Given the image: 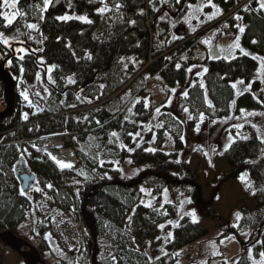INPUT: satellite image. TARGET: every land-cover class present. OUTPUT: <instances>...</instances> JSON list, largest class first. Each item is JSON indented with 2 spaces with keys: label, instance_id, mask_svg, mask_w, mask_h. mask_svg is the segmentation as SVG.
<instances>
[{
  "label": "trees",
  "instance_id": "16d2710c",
  "mask_svg": "<svg viewBox=\"0 0 264 264\" xmlns=\"http://www.w3.org/2000/svg\"><path fill=\"white\" fill-rule=\"evenodd\" d=\"M193 2L180 0L173 18L178 19L187 5ZM212 3L222 10L227 21L232 22L233 14L242 17L240 23L245 32L240 33V45L250 55L245 56L238 51L227 58L205 57L202 67L207 71L202 83L198 80L189 85L188 96L183 101L205 117L216 119L228 114L233 100L237 110L259 111L262 106L251 91L235 95L231 85L243 80L244 84L251 81L253 90L259 87V82L254 80L259 60L252 59V56L264 57V10H253L258 8L256 0L250 3L212 0ZM105 4L109 10L100 13L98 9L105 7ZM43 6V0H18L17 10L24 15L16 17L11 25H7L0 15V32L5 37L21 39L19 41L38 55V61L51 69L50 94L44 101L42 111L29 119L37 121L27 124L21 120L17 100L16 113L0 122V230L11 228L14 231L26 218L31 201L22 191L16 171L29 169L35 174L39 186V190L34 191L36 196L47 195L52 207L66 214L76 207L90 237L87 243L90 264H99L94 256V244L98 237L109 242L113 248L111 255L100 264H148L142 248L155 241L161 225L177 217V199L180 195L190 198L189 204L200 217L221 218L210 209L208 203L202 205L199 201L201 189L196 172L184 168L180 174L181 166L177 161L182 148L181 132L169 129L166 126L168 120L162 115L158 116L161 124L154 128L157 136L149 147L155 151L149 152L148 148L135 145L132 134L138 127L131 120L150 119L154 108L151 104L147 108L141 101L136 105V115L130 120L126 119L132 99L129 92L136 86L144 70L150 76L160 75L165 85L172 88L189 84L192 77L189 80L188 68L194 61L189 60L187 64L177 67L174 57L194 43L195 39L181 41L172 49V58L160 55L163 48L156 45L158 41L152 42L151 36L161 27L164 29L162 34H167V20L162 21L161 17L167 18L169 13L162 15L164 7L157 6V1L51 0L47 10L41 12ZM246 6L249 7L248 11H244ZM61 16L72 19H57ZM80 16L92 22L76 19ZM28 23L37 24L38 30L28 29ZM253 40L257 43H252ZM7 50L8 47L0 42V57H4ZM25 52L23 59L17 52L18 55L10 60L7 68L30 86L39 67L35 55ZM124 56L138 61L142 66L141 71H133L132 63L125 68L122 61ZM69 78L74 82L69 83ZM90 80L92 82L80 90L81 85ZM135 90V94L142 95L141 87ZM2 92L0 83V105H3ZM206 101H210L212 107ZM114 106L117 108L114 109ZM98 128L104 136L116 132L125 147L114 144L113 151L106 156L102 151L85 152L83 148L80 149L78 141L96 133L94 130ZM246 129L247 136H234L228 150H222V156L233 175L246 173L252 182L255 207H244L238 226L226 221L214 238L221 241V238L234 234L242 253L251 250L257 256L264 251V144L254 128L247 126ZM55 132H65L67 146L76 150L78 165L70 171L60 170L45 155L33 151L27 155L21 149L23 138ZM169 140L172 145L175 144L172 150L167 147ZM125 162L142 167V170L133 177H124L119 165ZM80 179L82 183L78 181ZM143 187L151 189L156 196L150 205L140 201ZM164 189H168L172 201H161ZM179 221L168 243L170 251L207 235L206 229L186 214ZM43 230L40 229L41 235ZM247 231L255 235L250 245L239 238L240 232ZM80 244L83 246L82 242ZM44 246L42 240L38 248L43 258ZM85 253L80 246L67 250L66 258L59 259L61 264H86Z\"/></svg>",
  "mask_w": 264,
  "mask_h": 264
},
{
  "label": "rangeland",
  "instance_id": "374dc122",
  "mask_svg": "<svg viewBox=\"0 0 264 264\" xmlns=\"http://www.w3.org/2000/svg\"><path fill=\"white\" fill-rule=\"evenodd\" d=\"M154 1H157V6L164 7L162 15L167 12L169 15L167 18L164 16L161 17L162 21L167 20V34H162L164 29L161 27L152 34L151 41L154 43L158 41L156 45L163 48V52L160 55L172 58V52L174 51L172 49H175L181 41L185 42L192 38L195 39L194 43L192 42L188 48L186 47L181 50L174 57L176 66L187 64L189 60L194 61L193 64L189 65L190 68L187 67L188 71L191 69L189 71V80L191 77L192 79L187 85H177L172 88L165 85L160 75L150 76L144 70L136 86L131 88L129 92V96L132 99L127 108L126 119L130 120L136 115V108L138 107L136 105L141 101H143L142 103L144 105H147V108H149L148 104H151L154 108L152 109L150 119L142 121L133 118L131 120L138 127L137 131L132 134L135 145L144 146L145 148H149L155 135L157 136L154 128L161 124V121L160 123L158 121V116L160 115L168 120L166 126L169 129H175V131L181 132L180 142L182 143V148L178 153V160L181 166L180 174H182L184 168L196 172L198 175L197 183L201 189L199 201L202 205L208 203L210 209L218 213L221 218L220 220H215L200 217L189 204L191 201L190 198L184 194L180 195L177 199V217L171 219L167 224H163L164 227L160 229L155 241L149 242L142 250L147 255L148 264H202V262H206V264H236L242 253L236 235H228L221 238V241H216L214 237L218 234L221 225L226 221H229L230 225H237L238 220L236 219L235 213L241 214L244 207L249 209L255 207V199L253 197L254 186L246 173H241L238 176L232 174L231 168L222 156V150L229 144V137H246L247 126L254 128L261 139L264 138V102H259L262 106V109L259 111L237 110L232 105L228 114L221 118H209L203 114L204 119L201 120L200 114L202 112H196L185 100L183 101L185 99L183 93L187 92L188 86L193 85L196 81L199 80L202 83L205 74L202 61L205 57H228L233 56L239 51L238 49H232V54L229 55L227 51L222 52L221 49L227 50L228 45L235 42V37L240 36L237 26L239 25L241 27V23L240 20L235 19L236 14H233L232 22L225 20L224 14L208 6V0H194L191 4L194 6H202V11H196L195 7L190 9L187 5V9L178 19L173 17L179 8L177 5L180 2L177 3V0H150L151 3ZM250 1L239 0V3H250ZM1 9L2 12L8 11L9 13L17 11V9H4L2 7V0ZM210 16L213 18L209 19ZM178 25H181L183 28V34L177 37L173 32ZM224 25H228V27H224ZM184 33H186L185 36ZM5 38L9 42L21 40L15 37ZM179 38L181 40L176 41ZM205 40H210L211 43H202ZM20 49L18 48L16 52L22 57L26 52L25 50L20 51ZM170 50L172 51L170 52ZM122 61L125 68L128 67V63H132L133 71H141L142 66L138 61H134L132 57L124 56ZM15 78L18 91L16 104L18 100L21 120L27 124L36 122L37 120L35 119L34 121L29 119L31 116L42 111L44 101L50 94V88L44 81L43 70H37L30 86L26 85L21 78ZM46 78L48 81L51 80L49 68ZM254 80L259 82V87L256 90L251 89V87L247 89L246 86L251 81L243 85L237 84L235 95L238 91H251L258 101L264 100V83L261 82L264 80V72L260 71L259 65ZM139 87H141L140 91H143L141 93L142 95L140 93L135 94L134 92ZM172 89H175V92H172ZM20 90H26L28 100L24 101L22 99ZM4 107L3 102V105H0V111ZM116 108L117 106H114V109ZM184 108H187L188 112H185ZM130 109L131 111H129ZM156 109L160 111L157 112ZM25 115H27V119H25ZM189 116H191V119ZM94 131L96 133H92L87 138L78 141L79 148H83L85 152L102 151L106 156L108 152L113 151L114 144H121L118 136L112 137L110 134H105L104 136L100 128ZM52 134L54 135L47 134L44 137L34 136L31 139H24L21 146L22 151L27 155L31 151L44 154L42 151L36 152L33 147H41L43 144L51 141H60L63 148L65 144V150L68 151L71 149L73 151L76 161L72 168L64 169L63 171H70L77 167L78 158L75 154L76 150L73 147L67 146L68 144L66 143L68 142L65 139V132H55ZM110 140L112 141L111 143L109 142ZM167 147L172 150L175 144L172 145V141L169 140ZM119 167L124 177H133L142 170V167L132 166L129 162L120 164ZM242 177L243 180L241 179ZM78 181L82 183L83 180L80 179ZM249 184L251 187H248ZM36 189L39 190V186L35 180L29 188V193L27 191L25 192L31 201L30 209L25 220L16 226L14 232L30 243L38 240L41 242L43 240L45 245L44 257L47 264H61V259L59 258H66L67 250L77 249L80 246L87 252L84 255L85 263L90 264L91 255L90 252L88 254L87 247L90 237L86 234L85 226L79 218L76 207L68 214L63 213L51 206L50 198L47 195L36 196L34 194ZM141 189L146 190L144 192L141 191V203L146 205L152 204L156 196L152 193L151 189L145 187ZM161 201H172V196L168 189L162 191ZM191 213H195L196 221H198L201 227L206 229L207 235L185 247L170 251L168 249V243L176 227L175 225L185 217V214L192 219L193 217L190 216ZM41 228L44 229L42 235L40 234ZM169 233H171V236H169ZM239 235V238L246 241L248 245L255 240V235L250 231L240 232ZM81 242L83 246L80 244ZM210 242H214L215 247ZM39 245L36 246L39 247ZM112 249V245L109 242L98 237L94 244V256L96 257L97 263L100 264L102 260L108 258L112 253ZM246 253L249 264H253V258L257 262L259 261V255L254 256L251 253L250 258L249 251ZM0 264H22V262L16 252L11 251L0 243Z\"/></svg>",
  "mask_w": 264,
  "mask_h": 264
},
{
  "label": "water",
  "instance_id": "95a60500",
  "mask_svg": "<svg viewBox=\"0 0 264 264\" xmlns=\"http://www.w3.org/2000/svg\"><path fill=\"white\" fill-rule=\"evenodd\" d=\"M177 37L183 34V28L181 25H178L173 32ZM23 48L26 51L31 52L30 48L24 44L23 42H9V53L5 57L0 59V83L2 84L3 92V102L4 109L0 111V122L6 119H10L16 113V97H17V82L15 76L12 72L7 68V63L16 56V49ZM35 55V62L38 67L43 68L44 70V81L47 85L51 86L48 82L46 75L48 72V67L38 61V55ZM92 82V80L85 82L81 85L80 90L85 89V87ZM78 94V91L75 92ZM35 178L34 174H27L26 172L19 176L21 181V187L23 190H26L28 184L33 181ZM0 243L9 248L11 251L16 252L21 258L22 264H47L46 261L41 256L39 249L33 246L29 241L25 238L19 236L16 232H14L10 228L0 230ZM236 264H249L247 254L242 253L239 260Z\"/></svg>",
  "mask_w": 264,
  "mask_h": 264
},
{
  "label": "snow or ice",
  "instance_id": "6c2138e0",
  "mask_svg": "<svg viewBox=\"0 0 264 264\" xmlns=\"http://www.w3.org/2000/svg\"><path fill=\"white\" fill-rule=\"evenodd\" d=\"M102 2H103V0H102ZM179 2H180V0H177V3H179ZM17 3H18V0H2V7L4 9H17ZM50 3H51V0H43V5L44 6H43V9H40V11L41 12L46 11ZM256 3L258 4V8L253 9L254 11H262V10H264V0H256ZM208 6L216 9L217 12H220L222 14V10L219 9V8H217V6L215 4L211 3V0H208ZM36 7L39 8L38 5H36ZM116 7L119 8L120 5L117 4ZM194 7H195V10L196 11H202V6H198V5L197 6H194L193 4H188V8L192 9ZM108 10L109 9L107 8V5L106 4H105V7L98 9V11L100 13H104L105 11H108ZM248 10H249V7L246 6L244 8V11H248ZM0 15H2L4 21H7V25H11L14 22V20L16 19V17L23 16L24 13H22L19 10L15 11L14 13H9L8 11H4V12L0 13ZM211 18H213V17L210 16L209 19H211ZM41 19H43V16H41ZM57 19L65 20L66 21V20L72 19V17H69V16H61V17H58ZM76 19H79V20H81L83 22H86V23H91L92 22V21L88 20L84 16L76 17ZM235 19L240 20V19H242V17H240V16L237 15L235 17ZM26 27L28 29H30V30H38V25L37 24H34V23H28V24H26ZM224 27H228V25H224ZM237 27L239 28V33L243 34L245 32V28L244 27H240L239 25ZM0 42L4 43L5 45H8V43H9L8 39L5 38L3 32H0ZM202 43H204V44H210L211 41L210 40H205V41H202ZM252 43L255 44V43H257V41L253 40ZM232 49H238L240 51V53H242L245 56L250 55V53H248L244 48L241 47V45H240V36L239 35L235 37V42L234 43L228 45L227 50H225V49L222 48L221 51L222 52L223 51H227L228 54L231 55L232 54ZM20 51H23V49H20ZM87 58L88 59H91V56H88ZM225 58H227V57H225ZM21 59H23V57H21ZM252 59L259 60V69H260L261 72H264V57H257L255 55H253L252 56ZM8 63H11V61H9ZM177 67H179V65H177ZM49 71H51V69H49ZM189 71H191V69H189ZM204 71L206 72L207 69H204ZM73 82L74 81L71 78H69V83H73ZM261 82L264 83V80H262ZM237 84L243 85L244 84V81L243 80H239V81L233 83L231 85V87L233 89H236L237 88ZM201 86L203 87V85H201ZM101 87H103V86H101ZM246 87H247V89H250L251 85L249 84ZM171 91L172 92H175V89H172ZM21 94L24 96L25 99L28 98L26 92H22ZM240 94L241 93L238 91L237 92V95H240ZM183 96L184 97H187L188 96V93L187 92H184L183 93ZM89 102H91V101H89ZM206 102L208 103V106L209 107H212V104H211L210 101H206ZM258 102H264V100L258 101ZM232 104L233 105L235 104V101L234 100L232 101ZM145 106H147V105H145ZM73 107H74V105H73ZM129 111H131V109ZM156 111L159 112L160 110L159 109H156ZM184 111L185 112H188V109L187 108H184ZM189 118L191 119V116H189ZM25 119H27V115H25ZM200 119L201 120L204 119L203 113L200 114ZM97 123H99V122H97ZM253 127H255V125H253ZM110 135L112 137H117L118 134L116 132H112ZM229 139L232 140L231 137H229ZM109 142L111 143L112 141L110 140ZM261 142L264 143V138L261 139ZM119 147L124 148L125 145H123L121 143L119 145ZM228 147H230V144L225 146V151L228 150ZM147 151L154 152L155 149L148 148ZM49 155H51V154H49ZM51 158L54 161H56V163L59 165V167L61 169H64V168H72L73 167L72 164L59 161V160L56 159V157H51ZM178 162L179 161H177V163ZM241 179L243 180V177ZM48 187H51V185H48ZM248 187H251V185L249 184ZM141 191L144 192L146 190L145 189H141ZM21 194L23 195L24 193L22 192ZM254 194H255V192H253V195ZM190 215H192V217H193V222H196L195 213H191ZM235 216H236V219L237 220L241 219V214L240 213H235ZM234 226H238V225H234ZM160 227L163 228L164 226L161 225ZM169 236H171V233H169ZM210 243H212V246L215 247V243L214 242H210ZM249 256L251 258V250H249ZM259 257H260V259H259L258 262L253 258V264H264V251H262V252L259 253ZM113 259L115 260V257H113ZM202 264H206V262H202Z\"/></svg>",
  "mask_w": 264,
  "mask_h": 264
},
{
  "label": "bare ground",
  "instance_id": "6f19581e",
  "mask_svg": "<svg viewBox=\"0 0 264 264\" xmlns=\"http://www.w3.org/2000/svg\"><path fill=\"white\" fill-rule=\"evenodd\" d=\"M22 92H26V91L20 90V95L22 99L26 101L27 99H25L24 96L21 94ZM56 149H58V152L54 153L53 151H55ZM43 150H45L43 151L44 153L51 154L50 157H56V159L59 161L70 163L72 165L75 162L73 152L70 150L68 151L64 150L61 142H55V141L48 142L47 144L43 146Z\"/></svg>",
  "mask_w": 264,
  "mask_h": 264
},
{
  "label": "flooded vegetation",
  "instance_id": "af4514ba",
  "mask_svg": "<svg viewBox=\"0 0 264 264\" xmlns=\"http://www.w3.org/2000/svg\"><path fill=\"white\" fill-rule=\"evenodd\" d=\"M25 172H27V173H29V174L32 173V171H30L29 169H27ZM21 174H24V172H23L22 170H18V169H17V171H16V175H21ZM17 180H18V182L20 183V181H19L18 178H17ZM34 181H35V179H34L33 181H31V182L28 184V188H27L26 191L29 192V188L31 187V185H33Z\"/></svg>",
  "mask_w": 264,
  "mask_h": 264
}]
</instances>
